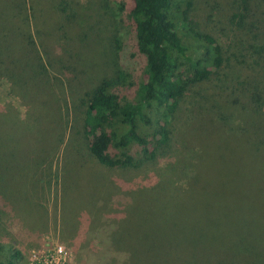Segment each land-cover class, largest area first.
Listing matches in <instances>:
<instances>
[{
  "label": "rangeland",
  "instance_id": "374dc122",
  "mask_svg": "<svg viewBox=\"0 0 264 264\" xmlns=\"http://www.w3.org/2000/svg\"><path fill=\"white\" fill-rule=\"evenodd\" d=\"M65 1L89 6L69 22L64 19L70 9L67 3L31 0L36 28H44L48 33L43 46L37 47L41 52L45 50L48 54L45 60L52 65L48 67L49 80L44 89L29 88L21 93L18 87L12 86L5 69L7 65L0 62V263L8 264L12 260L15 264H112V256L105 259L97 252L100 245L105 247L103 250L115 248L123 252L120 260H113V264H129L130 257L140 255L138 248L150 245L157 238L161 242H177L174 245L179 246L192 243L191 259L181 264H188V260L191 264H208L205 252L200 257L197 255L201 249L210 247L223 252L213 264H244V258L246 264H257L258 252L264 255V221L256 219L259 212L249 221L241 208L231 207L235 204L227 202V197L216 199L217 203L224 200L219 207L209 199L215 206L206 205V210H184L179 204L172 209L163 205V196L156 195L159 185L164 184L163 194L166 191L172 195L176 186H187L189 169L173 160L179 153L185 158L190 155L186 148L191 142L178 136L186 121L194 119L187 111L173 120L170 153L152 162H143L141 168L130 171L125 179L121 177L128 186L124 188L128 190L124 196H118L114 189L115 184L120 187L124 182L116 181L112 170L91 163L86 155L76 156V159L65 156V144L61 141L67 139L64 113L68 105L71 110L73 95L83 94L102 78L110 79L122 70L129 79L124 86H117L115 92L121 99H131L134 88L128 84L140 79L145 65V57L135 46L133 24L127 12L129 0H104L108 9L103 7L102 0ZM177 1L173 0V9ZM214 1L213 5H208L207 0L200 4L194 2L198 6L190 11L194 29L214 31L227 48L230 65L234 66L230 72L240 75L241 79L248 74L256 76L259 83L263 82L264 70L250 65L244 68L240 62L254 60L256 44H264V0H253L256 14L250 17L258 19L261 26L255 25L243 32L231 23L232 0ZM5 4V0H0V11ZM121 5L125 8L120 11ZM64 6V13L59 14ZM194 49L196 54L198 49ZM58 61H66L71 69L60 68ZM246 79L250 81L249 76ZM188 100L186 108H195V94ZM52 109L56 112L54 115ZM196 119L200 124L210 123L207 117L195 118L192 122L196 123ZM207 140L213 142L214 138ZM212 147L201 151V156L207 157L214 150ZM240 148L245 150V147ZM224 165L230 170L239 168L235 171L237 176L242 172L239 162L233 165L232 159L225 160ZM201 169L206 170L205 166ZM213 169L214 165L210 164L207 175L206 172L201 175L198 169L203 186L207 187L208 171ZM215 171L219 175L222 169ZM222 173L224 171L221 176ZM250 184L256 185V181ZM141 185L144 195L138 191ZM184 192L186 199L205 196L201 184ZM165 196L171 204L176 201ZM247 203L239 206L247 208ZM195 204L194 207L202 208L204 203ZM260 206L264 211V203ZM135 224L137 229L133 228ZM105 235L111 237L110 247L105 244ZM196 239L204 243H194ZM57 245L63 246L65 251L60 261L50 256ZM36 252L43 253L47 259H40ZM139 260L141 256L137 257V262Z\"/></svg>",
  "mask_w": 264,
  "mask_h": 264
},
{
  "label": "trees",
  "instance_id": "16d2710c",
  "mask_svg": "<svg viewBox=\"0 0 264 264\" xmlns=\"http://www.w3.org/2000/svg\"><path fill=\"white\" fill-rule=\"evenodd\" d=\"M5 1L7 4L0 11V62L7 65L5 69L8 78L12 86L18 87L21 93L29 88L37 91L44 89L49 80L48 67L52 65L45 60L48 59L45 50L41 52L37 47L43 46L48 33L44 28H36V20L33 22V18L36 19L33 12L35 8L31 5V0ZM201 1L178 0L175 9L173 0L128 1L127 12L133 24L135 46L145 57L140 79L135 84H128L134 88L133 98L121 99L115 92L117 86H124L129 79L122 70H118L116 76L110 79L102 78L83 94H74L71 98V110L68 105L64 113L67 139L65 142L61 141L65 144V156L76 159V156L86 155L91 163L112 170L113 178L124 182L120 187L115 184L114 189L118 196H124L128 194V190L124 189L128 188L124 181L125 175L141 168L143 162H152L160 155L170 153L173 146V120L182 116L184 111L194 119L207 117L210 119L207 124H200L197 119L196 123L192 122L194 119L187 120L178 134L191 142L186 151L190 153L189 156L194 157L185 158L179 153L173 159L189 169L187 186H176L172 195L166 191L163 194L164 184L159 185L156 195L164 197L162 200L166 207L175 209L179 204L189 211L206 210V205L213 206L209 199L219 207L224 200L217 203L216 199L227 197V202L235 204L231 207L241 208L249 221L258 212L256 219L264 221L263 207L260 206L264 203V74L263 82L259 83L256 76L248 74L241 79L240 75L230 72L234 66L230 65L227 48L214 31L208 33L194 29L190 11L198 8L194 2L200 4ZM207 1L208 5L216 3L214 0ZM61 2L69 5V12L64 16L69 22H73L89 6L77 1ZM102 5L109 8L104 0ZM95 7L93 6L94 9ZM124 8L125 5L118 7L120 11ZM232 9L231 23H235L242 32L249 31L255 25L261 26L258 19L250 18L256 14L253 0H232ZM64 10L65 6L59 14H63ZM248 24L250 25L247 26ZM194 48L198 49L196 54L193 53ZM76 51L74 49L73 54L76 55ZM255 55L251 62L242 60L240 63L244 68L250 65L264 70L263 43L256 44ZM61 66L65 70L69 67L71 69L66 61H62L60 68ZM248 76L250 81L246 79ZM211 80L213 84H210ZM193 94L197 98V105L195 108H186L188 97ZM53 111L54 109L51 110L54 115L56 112ZM153 111L157 114H153ZM2 115L5 116L3 113ZM47 123L44 121V124ZM208 137L214 138V141L208 142ZM209 147L214 150L207 157H202L200 152ZM240 147H245V150ZM51 150L54 151V147ZM230 159L233 165L239 162L242 176L236 175L235 171L239 168H226L224 161ZM210 164L214 165V169L208 171L209 182L205 183V187L204 182L200 183L199 179H202L203 173L206 172L207 175L206 170ZM203 165L206 170L201 169L204 168ZM216 168L224 171L222 176V171L216 175ZM198 169L201 170V175L198 174ZM237 178L239 180L235 182ZM223 180L226 182L221 184ZM252 180L256 181V185L250 184ZM200 184L202 194L205 195L203 198H184V191ZM138 191L144 195L142 185ZM165 195L176 201L171 204ZM200 201L204 203L202 208L199 205L194 207ZM246 202L250 206L242 209L239 205H246ZM133 228L137 229L138 226L135 224ZM103 238L109 246L111 237L105 235ZM203 241L199 239L193 242L204 243ZM174 243L177 242H161L156 238L150 245L148 243L138 248L140 255L130 257L129 264H181V261L191 259V248H194L192 243L186 242L180 246ZM98 246L97 252L103 258L112 256V264L113 260H120L119 255L123 254L120 249L103 250L105 247ZM204 252L208 264L215 263L223 254L221 250L210 247L201 249L197 257ZM260 252L255 263L264 264V255L261 256ZM139 256L141 260L137 262ZM243 261L246 264L245 258ZM187 262L192 263L190 260ZM8 264L15 263L10 260Z\"/></svg>",
  "mask_w": 264,
  "mask_h": 264
},
{
  "label": "built area",
  "instance_id": "2783aa9c",
  "mask_svg": "<svg viewBox=\"0 0 264 264\" xmlns=\"http://www.w3.org/2000/svg\"><path fill=\"white\" fill-rule=\"evenodd\" d=\"M53 250L55 251L54 254L50 255L52 258L58 259L57 261H60L61 257L63 259L62 255L65 254L63 246L57 245V246L54 247ZM36 253L38 255L37 257H40V259H42V258H43V260L47 259V257L43 253H40V252H36ZM44 256H45V258H44Z\"/></svg>",
  "mask_w": 264,
  "mask_h": 264
}]
</instances>
